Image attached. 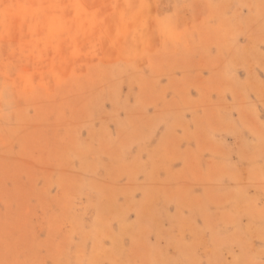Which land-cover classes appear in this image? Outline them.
Masks as SVG:
<instances>
[{"label":"rangeland","instance_id":"rangeland-1","mask_svg":"<svg viewBox=\"0 0 264 264\" xmlns=\"http://www.w3.org/2000/svg\"><path fill=\"white\" fill-rule=\"evenodd\" d=\"M0 264H264V0H0Z\"/></svg>","mask_w":264,"mask_h":264}]
</instances>
